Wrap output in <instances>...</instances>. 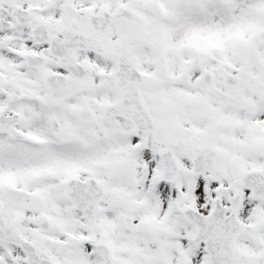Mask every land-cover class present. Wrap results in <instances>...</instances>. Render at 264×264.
Here are the masks:
<instances>
[{
    "label": "snow or ice",
    "instance_id": "6c2138e0",
    "mask_svg": "<svg viewBox=\"0 0 264 264\" xmlns=\"http://www.w3.org/2000/svg\"><path fill=\"white\" fill-rule=\"evenodd\" d=\"M0 264H264V0H0Z\"/></svg>",
    "mask_w": 264,
    "mask_h": 264
}]
</instances>
